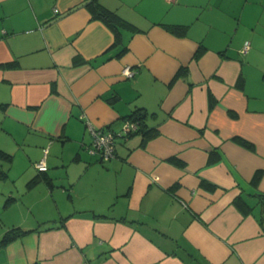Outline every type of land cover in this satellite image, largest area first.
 Segmentation results:
<instances>
[{"label":"crops","instance_id":"crops-1","mask_svg":"<svg viewBox=\"0 0 264 264\" xmlns=\"http://www.w3.org/2000/svg\"><path fill=\"white\" fill-rule=\"evenodd\" d=\"M99 2L135 27L119 57L83 0H0V240L29 230L0 264H264V211L233 203L264 194V0ZM138 108L156 134L101 161L87 124Z\"/></svg>","mask_w":264,"mask_h":264},{"label":"trees","instance_id":"trees-1","mask_svg":"<svg viewBox=\"0 0 264 264\" xmlns=\"http://www.w3.org/2000/svg\"><path fill=\"white\" fill-rule=\"evenodd\" d=\"M83 4L91 14V18L95 20H101L103 21L113 32L114 35V41L111 45L110 48L117 47L116 52L114 53L113 56L119 57L121 56L124 52L127 51L128 47L126 43H123V38H122V30L123 29H131L135 30L134 26L129 23L128 21L124 20L121 18L116 12L109 10L105 8L99 0H83ZM167 30H169L171 33L175 35H184L186 33L187 26L186 25H181V24H169L165 25ZM203 46L199 47L195 53V58H198L202 52ZM178 76V73L175 74L176 78ZM145 117L146 113L138 108L133 110L130 114H128L124 120H131L136 122L137 124V130L134 132H131L127 135L133 134V133H141L143 136V141H146L148 138L154 136L156 134V131L153 129H149L148 126L146 125L145 122ZM125 135V136H127ZM239 143L250 146L247 141L244 139H236ZM218 158V153L216 151H211L208 162H214ZM170 161L175 162V163H180L178 160L171 158ZM262 175L261 170H256L250 180V184L253 187H256L258 184V181ZM36 179H32L31 182H34ZM202 186L207 188V189H212L213 184L207 182V181H202ZM251 197V200L247 199L246 197ZM262 196L264 194L258 193V192H252V193H247L245 194H239L237 197H235L233 203L234 205L243 213V214H249L253 212L255 206H259V209L264 211V199H262ZM254 198H256L255 201H252ZM261 224L264 225V215L260 216ZM29 230H23L19 227H14L9 230L4 234L3 238L0 240L1 244H6L17 237L25 234ZM37 264V263H34Z\"/></svg>","mask_w":264,"mask_h":264},{"label":"built area","instance_id":"built-area-1","mask_svg":"<svg viewBox=\"0 0 264 264\" xmlns=\"http://www.w3.org/2000/svg\"><path fill=\"white\" fill-rule=\"evenodd\" d=\"M55 11L57 9L55 8ZM130 70L125 69V73L130 75ZM137 124L131 120H124L120 131L115 132L107 128L93 127L89 123L87 129L92 135L91 151L96 152L101 161H107L115 155V146L118 138L125 136L137 130ZM48 146L43 149V156L35 162V167L39 171H45L47 165L45 162Z\"/></svg>","mask_w":264,"mask_h":264}]
</instances>
